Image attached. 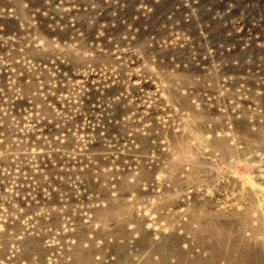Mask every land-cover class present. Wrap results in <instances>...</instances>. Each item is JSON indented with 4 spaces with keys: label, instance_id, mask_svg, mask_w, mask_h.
<instances>
[{
    "label": "rangeland",
    "instance_id": "obj_1",
    "mask_svg": "<svg viewBox=\"0 0 264 264\" xmlns=\"http://www.w3.org/2000/svg\"><path fill=\"white\" fill-rule=\"evenodd\" d=\"M0 264H264V0H0Z\"/></svg>",
    "mask_w": 264,
    "mask_h": 264
}]
</instances>
